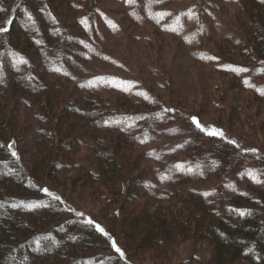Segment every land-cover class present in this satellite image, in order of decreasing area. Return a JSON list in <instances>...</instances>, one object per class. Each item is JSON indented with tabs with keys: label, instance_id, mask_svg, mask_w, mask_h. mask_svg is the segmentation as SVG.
I'll list each match as a JSON object with an SVG mask.
<instances>
[{
	"label": "trees",
	"instance_id": "1",
	"mask_svg": "<svg viewBox=\"0 0 264 264\" xmlns=\"http://www.w3.org/2000/svg\"><path fill=\"white\" fill-rule=\"evenodd\" d=\"M238 3L239 11L231 16L232 35L213 42V58L224 64L215 67L219 73L236 67L235 57L249 61L240 65L259 64L264 70V0ZM101 4V0H16L8 6L0 0V28L7 30L0 31V264H104L103 259L147 264V257L166 262V253L172 252L181 235L210 242L212 257L207 264H232L238 259L264 264L263 158L222 138L217 127L203 124L198 115H189L188 125H194L196 130H191L199 138L196 147L169 163L166 178L172 185L179 187L210 173L222 180L248 169L259 183L248 184L226 203L199 202L195 193L182 197L169 187L153 189L148 180L140 181L123 145H137L136 122L167 123L187 113L163 101L121 94L104 97L92 91L72 100L64 82L47 77L48 62L53 60L54 67L72 80L78 58L71 56L73 38L82 41L81 30L93 23ZM253 75L257 81L253 92L264 90V71ZM205 103L202 114L212 106ZM23 105L33 108L39 122L36 145L29 154L14 147L16 138L25 135L19 116ZM219 105L223 108V103ZM239 111L235 108L227 119L217 116V121L227 120L231 132L238 134ZM83 127L93 147L84 169L72 165L79 151L64 149L81 139ZM208 140L214 143L207 147ZM198 166L208 168L198 171ZM70 172L69 183L62 181ZM138 183L147 184L145 193L164 205L152 211L151 200L140 192L128 206L127 198L138 192ZM85 188L95 190L93 194L110 205L109 225L102 223L103 227L90 213L80 220L75 195ZM223 205L226 210L218 213ZM101 248L106 252L100 253Z\"/></svg>",
	"mask_w": 264,
	"mask_h": 264
},
{
	"label": "rangeland",
	"instance_id": "2",
	"mask_svg": "<svg viewBox=\"0 0 264 264\" xmlns=\"http://www.w3.org/2000/svg\"><path fill=\"white\" fill-rule=\"evenodd\" d=\"M15 1L2 0L8 6ZM101 1V9L95 15L93 23H87V27L81 30L82 41L78 43L79 40L73 38L75 44L71 56L78 58L72 66V80L62 74L59 66L54 67L53 60L48 62L47 77L64 82L72 100L92 91L104 97L121 94L134 100H157L159 103L163 101L167 106L175 105L187 113L186 116L167 123L157 120L149 124L146 120L143 124L136 122L139 127L138 135L134 133L138 140L137 145H123L128 149L126 155L132 159L133 169H137L140 181L148 180L153 189L169 187L182 197L195 193L199 202L226 203L229 197L237 191L245 190L248 184L259 183L251 169L231 174L222 180L217 177V173H210L205 178L184 182L179 187L172 185L166 178L169 163L181 159L183 153L197 146L195 138L199 133L191 130L195 129L194 125H188L189 115H198L203 124L217 127L220 130L218 133L222 132L225 136L222 138L230 139L247 150H253L258 157L264 159V130L261 128L264 126V90L253 92L257 83L253 74L263 73V68L259 64L240 65L249 61L235 57L236 67H230L224 73L214 71L215 67L224 64L219 58H213V42L232 35L231 16L239 11L238 0ZM72 9L70 7L69 10ZM71 22L75 26V19ZM76 26L75 29L78 28ZM93 30L96 31L95 34L91 33ZM80 52L84 56H80ZM202 103L212 105L208 106L211 107L209 110L202 111L203 114L200 112L204 105ZM219 103H223V108ZM235 108L240 110L241 123L235 125V130L243 136L241 140L234 136L238 134L231 132L227 120L221 123L217 121V116H226L227 119ZM34 112L31 106H22L19 116L22 119L21 125L26 127L25 135L19 140L16 138L14 143V147L19 146L28 154L34 150L38 136L39 122ZM158 116L162 117L161 114ZM122 125L128 127V122L124 121ZM81 132L83 134L80 142L73 144L74 146L68 144L64 149L74 148L79 151L73 157L72 165L84 169L90 162L93 147H89L92 139L89 133H84V127ZM204 143L208 147L214 141L208 140ZM23 156L25 162L26 155ZM207 168L198 166L196 170L206 171ZM70 175L71 172L61 180L68 182ZM135 187L138 192L127 198L128 206L134 198L140 196L137 193L143 192L147 195L145 191L149 189L144 183H138ZM87 190L85 188L75 195L74 204L82 211L80 220L90 213L102 226V223L104 226L109 225L108 219L112 217L108 207L110 205L102 199L99 200L92 192L95 190ZM147 198L152 202V211L164 205L162 201H158L160 199L150 196ZM226 208L223 205L217 212L222 213ZM91 232L92 236L98 234ZM84 237L89 236L86 233ZM98 251L106 252L102 248ZM116 256L120 257L119 254ZM166 257V262L154 257L144 260L147 264H207L212 257L211 244L207 239L195 240L191 236L181 235L172 252L166 253ZM103 262L114 264V261L107 259H103ZM232 264L251 263L246 259H238Z\"/></svg>",
	"mask_w": 264,
	"mask_h": 264
},
{
	"label": "snow or ice",
	"instance_id": "3",
	"mask_svg": "<svg viewBox=\"0 0 264 264\" xmlns=\"http://www.w3.org/2000/svg\"><path fill=\"white\" fill-rule=\"evenodd\" d=\"M0 31H7L6 29H3V28H0ZM193 119H195V117L193 118ZM220 135H223V133L221 132V133H219ZM46 191V190H45ZM97 227H99V225H97ZM101 231H103V229H101ZM116 251L117 252H119L120 251V249L119 248H117L116 249Z\"/></svg>",
	"mask_w": 264,
	"mask_h": 264
}]
</instances>
